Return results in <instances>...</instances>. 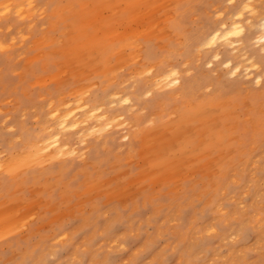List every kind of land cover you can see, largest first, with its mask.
<instances>
[{
	"label": "rangeland",
	"instance_id": "374dc122",
	"mask_svg": "<svg viewBox=\"0 0 264 264\" xmlns=\"http://www.w3.org/2000/svg\"><path fill=\"white\" fill-rule=\"evenodd\" d=\"M245 1L0 0V264H264ZM233 20L241 42H206ZM66 105L81 121L46 148Z\"/></svg>",
	"mask_w": 264,
	"mask_h": 264
},
{
	"label": "bare ground",
	"instance_id": "6f19581e",
	"mask_svg": "<svg viewBox=\"0 0 264 264\" xmlns=\"http://www.w3.org/2000/svg\"><path fill=\"white\" fill-rule=\"evenodd\" d=\"M248 1V0H247ZM247 1H245V2H247ZM259 1H261V0H259ZM17 2V1H16ZM227 2H228V0H227ZM256 3V2H255ZM261 3V2H260ZM245 3H243V5L242 6H245L244 5ZM247 4V3H246ZM250 4H252L251 2H250ZM250 4L248 5V6H250ZM253 5V4H252ZM7 7V6H6ZM241 7V6H240ZM246 7V6H245ZM253 7V6H252ZM242 8V7H241ZM252 9H254V7L252 8ZM9 10V9H8ZM243 10H247V8H243ZM238 11L240 12V10H238L237 9V13H238ZM241 11H242V9H241ZM245 12V11H244ZM232 13H234V12H232ZM243 13V12H242ZM254 14V16L258 19L257 21L259 22V25H260V27H262V28H264V10H259L258 9V11H255V12H253ZM235 16V15H234ZM233 16V17H234ZM254 16H253V18H254ZM232 17V18H233ZM251 17V16H250ZM229 18V17H228ZM244 18V17H243ZM227 19V18H226ZM251 19V18H250ZM254 20V19H253ZM256 20V19H255ZM256 21V22H257ZM224 22H227L226 20H224L223 21V23ZM244 23V22H243ZM225 24V23H224ZM228 24V23H227ZM221 26L222 27H218V28H216V29H214V30H212V32L210 33V34H208L209 35V40H207L206 42H208L209 43V41H210V43L209 44H211V43H215L216 41H219V40H221V41H223L224 42V44L226 45V47L227 46H231L232 45V43L233 42H235V41H240L241 42V40L239 39V40H233L232 39V35H238L241 31H242V25H241V21H239V20H233L232 22H230V24L226 27V26H223L222 24H221ZM246 26V25H245ZM251 26V25H250ZM224 27V28H223ZM254 27V26H253ZM256 28V27H255ZM260 29V28H259ZM257 30H258V27H257ZM261 30V29H260ZM261 32V31H260ZM259 33V32H258ZM207 35V36H208ZM241 36V35H240ZM199 37V36H198ZM207 38V37H206ZM236 38H237V36H236ZM239 38V37H238ZM237 38V39H238ZM200 42H202V41H200ZM199 42V43H200ZM204 42V41H203ZM248 42V41H247ZM198 43V42H197ZM246 43V42H245ZM209 44H207L208 46H209ZM202 45V44H201ZM236 45V44H235ZM214 46V45H213ZM216 46V45H215ZM219 46H221L222 48L224 47V46H222V45H218V48H219ZM233 46V45H232ZM238 46V45H237ZM237 46H235V48L237 47ZM234 47V46H233ZM209 48V47H208ZM227 48H229V47H227ZM232 49V48H231ZM230 49V50H231ZM237 49V48H236ZM216 51V53H217V49L215 50ZM229 51V50H228ZM231 53V52H230ZM218 54V53H217ZM242 54V53H241ZM243 55V54H242ZM212 56H213V54H212ZM211 56V57H212ZM246 57V56H245ZM248 57V56H247ZM211 60V59H210ZM229 60H232L231 59V57H230V59ZM244 61H247V59L245 60L244 59ZM240 63V62H239ZM238 63V64H239ZM237 65V64H236ZM240 66V65H239ZM233 68H234V66H233ZM241 68V67H240ZM239 68V69H240ZM238 69V70H239ZM258 73V72H257ZM231 74V73H230ZM264 74V73H263ZM249 76V75H248ZM165 81H166V78L164 79V83H165ZM171 81V80H170ZM259 81V80H258ZM257 81V82H258ZM167 82V81H166ZM122 97V96H121ZM120 97V98H121ZM119 98V99H120ZM123 102H126V101H123ZM111 104V103H110ZM115 104H117V101H116V103ZM112 105V104H111ZM75 108L76 107H71V106H67L66 105V107L64 108V110H63V112L61 113V112H59V111H51L50 113H51V115H52V133L50 134V135H48V137L44 140V142H45V147L46 148H49V147H53L55 144H56V138L58 137V136H60L61 134H62V132L63 131H65V130H68V129H70L71 130V128L72 127H75V128H77V123H79V121H81V120H79V121H77L76 120V118L77 117H73L72 115H74L75 113H74V111H75ZM74 113V114H73ZM84 113V112H83ZM87 113H89L88 114V117H89V119H91V120H93V121H95L96 123H98L99 121H98V119L99 118H101L100 116L102 115H99V114H95V109L94 108H90L89 109V111L87 112ZM80 114V113H79ZM74 116H77V115H74ZM103 116V115H102ZM79 117V116H78ZM82 118H83V116H82ZM86 118V117H85ZM102 118H104V116L102 117ZM79 119H81V118H79ZM108 119V118H107ZM83 122H84V119H83ZM82 122V124H84V123H86V121L83 123ZM87 122H88V119H87ZM93 123V122H92ZM100 123V122H99ZM81 124V125H82ZM87 126V125H86ZM96 126H98V125H96ZM84 127V126H83ZM79 128V127H78ZM81 128V127H80ZM87 128V127H86ZM84 128L85 130H87V129H89V128ZM94 128H96L97 130H99L100 128L99 127H94ZM99 128V129H98ZM74 129V128H73ZM48 130H50V129H48ZM47 130V131H48ZM84 130V131H85ZM74 131V130H73ZM83 131H81L79 134H81ZM49 134V133H48ZM77 134V133H76ZM85 134V133H84ZM89 134V133H88ZM78 139V138H77ZM43 142V143H44ZM60 150H62V151H64L65 149H64V147H61V149ZM61 151V152H62ZM60 152V153H61Z\"/></svg>",
	"mask_w": 264,
	"mask_h": 264
}]
</instances>
